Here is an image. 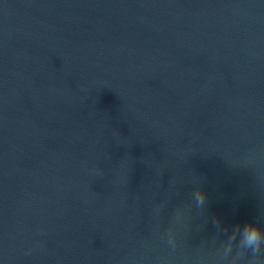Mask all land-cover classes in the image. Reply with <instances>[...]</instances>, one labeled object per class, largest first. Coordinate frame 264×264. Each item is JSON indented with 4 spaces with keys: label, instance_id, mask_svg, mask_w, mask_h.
<instances>
[{
    "label": "water",
    "instance_id": "obj_1",
    "mask_svg": "<svg viewBox=\"0 0 264 264\" xmlns=\"http://www.w3.org/2000/svg\"><path fill=\"white\" fill-rule=\"evenodd\" d=\"M249 221L264 0H0V264H233Z\"/></svg>",
    "mask_w": 264,
    "mask_h": 264
},
{
    "label": "clouds",
    "instance_id": "obj_2",
    "mask_svg": "<svg viewBox=\"0 0 264 264\" xmlns=\"http://www.w3.org/2000/svg\"><path fill=\"white\" fill-rule=\"evenodd\" d=\"M192 198L197 207H202L205 204V193L199 187L192 193ZM165 242L170 247H175V233L169 231L166 234ZM221 249L224 257L233 256V264L236 261V256L233 255L234 249L236 254H244L251 250L253 256L258 255L264 249V226L251 221L236 225L222 241ZM249 264H256V261L250 260Z\"/></svg>",
    "mask_w": 264,
    "mask_h": 264
}]
</instances>
